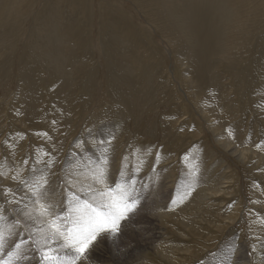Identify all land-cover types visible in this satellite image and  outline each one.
Segmentation results:
<instances>
[{
	"label": "rangeland",
	"instance_id": "1",
	"mask_svg": "<svg viewBox=\"0 0 264 264\" xmlns=\"http://www.w3.org/2000/svg\"><path fill=\"white\" fill-rule=\"evenodd\" d=\"M62 1L3 3L5 239L30 237L37 225L26 214L48 219L36 200L58 212L66 191L90 198L81 189L101 187L92 173L106 148L110 184L126 178L122 168L127 177L139 169V203L76 264H231L236 245L245 263L264 264V0H151L148 9L137 0ZM12 4L21 19L11 18ZM232 35L243 42L238 61L226 62ZM40 176L42 199L20 184ZM188 184L193 191L181 203ZM95 251L106 259L95 261ZM27 256L19 264L36 260L31 250Z\"/></svg>",
	"mask_w": 264,
	"mask_h": 264
},
{
	"label": "snow or ice",
	"instance_id": "2",
	"mask_svg": "<svg viewBox=\"0 0 264 264\" xmlns=\"http://www.w3.org/2000/svg\"><path fill=\"white\" fill-rule=\"evenodd\" d=\"M106 153L107 149H102L103 160L98 161L96 171L92 173L93 181L101 187L81 189L85 192H92L93 195L90 198L82 199L76 192L66 191L63 204L58 212L55 210L56 205L40 203L36 200L34 202L39 204L36 209L38 216L48 217V219L37 222L36 218L26 214L27 219L37 225L31 228V235L28 239L8 242L5 235L0 232V251H6L7 256V259H0V264H13V262L19 264V261L29 258L27 256L29 250L34 253L33 258L37 259L38 264H76V260L81 259L98 237L104 233L110 232L114 235L120 231L121 221L133 213L139 203L140 193L136 192L133 187L136 183L135 172L139 169H136L131 177H127L122 168L121 176L126 178L117 179L114 185L110 184ZM157 158H159V153H157ZM0 175H4L3 171H0ZM195 175V172L188 174L192 179ZM13 179H19V177H13ZM20 184L33 197L39 196L42 199L46 195L47 180L43 176L33 179L31 183L22 179ZM3 191L13 192L12 189L7 188ZM192 191L191 184H188L187 193L181 194L179 202L182 203ZM171 203H177L175 195ZM2 208L3 206L0 205V209ZM5 219L6 217L0 216V221ZM16 223L19 225L20 221ZM25 246H30V249ZM60 247L73 250L74 255L70 258H62L58 251Z\"/></svg>",
	"mask_w": 264,
	"mask_h": 264
},
{
	"label": "bare ground",
	"instance_id": "3",
	"mask_svg": "<svg viewBox=\"0 0 264 264\" xmlns=\"http://www.w3.org/2000/svg\"><path fill=\"white\" fill-rule=\"evenodd\" d=\"M5 1H7V0H1L0 1V17H2V12H3V10H4V6H3V3L5 2ZM9 2H12L13 0H8ZM58 1V0H57ZM75 1V0H74ZM77 1V0H76ZM84 0H82V2H83ZM90 1V0H89ZM103 1V0H102ZM138 1V3H139V5H140V7H143L144 9H148V7L152 4L151 3V0H137ZM229 1V0H228ZM235 1V0H234ZM238 1V0H237ZM243 1V0H242ZM261 1V0H260ZM24 2V1H23ZM64 2H65V0H64ZM63 1H62V4L64 3ZM79 2H81V0L79 1ZM91 2V1H90ZM107 2V1H106ZM258 2V1H257ZM27 3V2H26ZM54 3V2H53ZM58 3V2H57ZM71 3V2H70ZM70 3H69V5H70ZM84 3V2H83ZM82 3V4H83ZM233 3V2H232ZM259 3V2H258ZM7 4V3H6ZM22 4H24V3H22ZM61 4V5H62ZM66 4V3H65ZM80 4V3H79ZM90 4V3H89ZM99 4V3H98ZM104 4V3H103ZM226 4H227V1H226ZM244 4V3H243ZM256 4V3H255ZM26 5V4H25ZM72 5V4H71ZM71 5L69 6V7H71ZM102 5V4H101ZM232 5V4H231ZM20 6V5H19ZM32 5L30 4V7H31ZM53 6V5H52ZM54 6H56V5H54ZM68 6V5H67ZM80 6H82V5H80ZM83 6H84V4H83ZM104 6V5H103ZM21 7V6H20ZM24 7V6H23ZM27 7V6H26ZM75 7V6H74ZM85 7V6H84ZM89 7V6H88ZM231 7H233V6H231ZM261 7V6H260ZM19 8V7H18ZM25 8V7H24ZM86 8V10H87V7H85ZM258 8H259V6H258ZM262 8V7H261ZM23 9V8H22ZM38 8H36L35 10H37ZM100 9V8H99ZM104 9V8H103ZM237 9V8H236ZM25 10H26V8H25ZM30 10V9H29ZM45 10H46V8H45ZM77 10V9H76ZM80 10H82V9H80ZM85 10V12H87ZM246 10H248V9H246ZM245 10V11H246ZM8 11L10 12V15H11V18L12 19H18L19 17H20V15H16V14H20V13H22V12H20V11H18L17 10V8H16V6H15V4H12L9 8H8ZM28 11V10H27ZM26 11V12H27ZM31 11V10H30ZM38 11V10H37ZM44 11V10H43ZM159 11H160V9H159ZM262 11V10H261ZM55 12H56V10H55ZM82 12V11H81ZM89 12V11H88ZM150 12V11H149ZM246 12H248V11H246ZM256 12V11H255ZM25 13V12H24ZM28 13V12H27ZM26 13V14H27ZM84 13V12H83ZM102 13H104L103 11H102ZM105 13H106V11H105ZM261 13V12H260ZM6 14V13H5ZM79 14V13H78ZM88 14V13H87ZM162 14V13H161ZM51 15V14H50ZM50 15H48L49 17H50ZM55 15V14H54ZM76 15V14H75ZM100 15V14H99ZM127 15V14H126ZM125 15V16H126ZM150 15H153V16H151V18L153 19V18H155V17H157L158 16V12L156 11V10H154V11H152L151 13H150ZM241 15V14H240ZM259 15H263L262 13L261 14H259ZM24 16V15H23ZM47 16V15H46ZM85 16H88V15H85ZM104 16V15H103ZM236 16V15H235ZM30 17V16H29ZM34 17V16H33ZM36 17V16H35ZM43 17V16H42ZM78 17V16H77ZM109 17V16H108ZM38 18V17H37ZM36 18V19H37ZM44 18H47V17H44ZM61 18V17H60ZM85 19H86V17H84ZM92 18V17H91ZM232 18H233V16H232ZM256 18H257V16H256ZM19 19H21V18H19ZM24 19V18H23ZM27 19H28V17H27ZM56 19V18H55ZM241 19H243V18H241ZM3 20V19H2ZM30 20V19H29ZM51 21H52V19H50ZM107 20V19H106ZM18 21V20H17ZM20 21V20H19ZM31 21V20H30ZM78 21V20H77ZM88 21V20H87ZM86 21V22H87ZM237 21V20H236ZM24 22H26V21H24ZM103 22V21H102ZM110 22H112V20H110ZM257 22V21H256ZM29 23V22H28ZM39 23V22H38ZM89 21H88V25H89ZM116 23V22H115ZM122 23V22H121ZM225 23V22H224ZM258 23V22H257ZM13 24V23H12ZM11 24V25H12ZM18 24V23H17ZM20 25L22 24V23H19ZM87 24V23H86ZM133 24V23H132ZM33 25H34V23H33ZM38 25V24H37ZM72 25H76V24H72ZM88 25L86 26V27H88ZM91 25V24H90ZM118 25V24H117ZM121 25V24H120ZM134 25V24H133ZM29 26V25H28ZM31 26V25H30ZM113 26V25H112ZM259 26V25H258ZM78 27H80V26H78ZM110 27V26H109ZM114 27V26H113ZM116 28H119L118 26H115ZM235 27V26H234ZM237 27V26H236ZM254 27H255V25H254ZM26 28V27H25ZM90 28V27H89ZM124 28V27H123ZM233 28V27H232ZM240 28V27H239ZM112 30V29H111ZM114 30V29H113ZM112 30V31H113ZM115 30H117V29H115ZM123 30V29H122ZM249 30V29H248ZM23 31V30H22ZM237 32H238V29L236 30ZM21 32V31H20ZM28 32V31H27ZM213 32V31H212ZM233 32V31H232ZM243 32H244V30H243ZM10 33V32H9ZM114 33H116L115 31H114ZM113 33V34H114ZM119 33H121V32H119ZM228 33V32H227ZM14 34H16V33H14ZM220 34V33H219ZM218 34V35H219ZM230 34V33H229ZM232 34V33H231ZM235 35H236V33H234ZM238 34V33H237ZM246 34V33H245ZM13 35V34H12ZM210 35V34H209ZM247 35V34H246ZM10 36H11V34H10ZM214 36H215V34H214ZM213 36V37H214ZM226 36H227V34H226ZM231 36V35H230ZM239 36V35H238ZM248 36V35H247ZM255 36V35H254ZM18 37V36H17ZM22 37V36H21ZM51 37V36H50ZM49 37V38H50ZM206 37V36H205ZM217 37V36H216ZM236 37V36H235ZM246 37V36H245ZM15 38V37H14ZM209 37H207V39H208ZM215 38V37H214ZM253 38V37H252ZM260 38V37H259ZM18 39H20V37L18 38ZM24 39V38H23ZM216 39V38H215ZM228 39V38H227ZM245 39V38H244ZM26 40V39H25ZM8 41V40H7ZM223 41V40H222ZM254 41V40H253ZM15 41H13V43H14ZM179 42V41H178ZM227 42V41H226ZM243 41L242 40H239L237 37L236 38H233V35H232V37H231V39H230V42L228 43V44H226V48H227V50H226V56H225V61L226 62H230V61H235V60H237L238 61V59H237V56L239 55L238 54V50H240L239 49V44H241ZM244 42H245V40H244ZM22 43V42H21ZM177 43V42H176ZM246 43H247V41H246ZM252 44H254V42H251ZM23 44V43H22ZM24 44H26V43H24ZM178 44V43H177ZM224 44V43H223ZM247 44H249V43H247ZM257 44H258V42H257ZM172 45H173V43H172ZM179 45V44H178ZM243 46V45H242ZM248 46V45H247ZM4 47V46H3ZM109 47H111V46H109ZM112 47H114V46H112ZM249 47V46H248ZM177 48V47H176ZM250 48V47H249ZM2 50V49H1ZM0 50V51H1ZM111 50V49H110ZM241 51V50H240ZM3 51H1V53H2ZM243 52V51H242ZM249 52V51H248ZM241 53V52H240ZM244 53H245V51H244ZM244 53H242L243 55H244ZM7 54V53H6ZM122 54V53H121ZM120 54V55H121ZM236 54H238L237 56H236ZM246 54H247V52H246ZM3 55V54H2ZM220 55H222V54H220ZM3 56H5V54L3 55ZM240 56H241V54H240ZM122 57H124V55L122 54ZM239 57V56H238ZM251 57V56H250ZM243 58V57H242ZM245 58H246V56H245ZM4 59V58H3ZM247 59V58H246ZM5 60H6V58H5ZM5 60H1L2 61V63H3V61L6 63L7 61H5ZM247 60H249V59H247ZM247 62V61H246ZM179 63V62H178ZM230 66H235V64H230ZM245 66V65H244ZM1 67V66H0ZM246 67V66H245ZM4 68H6V67H4ZM2 70V69H1ZM180 70H181V68H180ZM2 72V71H1ZM5 72V71H4ZM3 73V72H2ZM178 75V74H177ZM179 78L181 77L182 78V74H181V76H178ZM242 77V76H241ZM1 78V77H0ZM184 78V77H183ZM165 79V78H164ZM163 79V80H164ZM1 80H2V78H1ZM186 82V81H185ZM184 82V83H185ZM183 83V82H182ZM187 83V82H186ZM183 90V89H182ZM3 151H4V149H3ZM20 152H22V150H20ZM2 157V156H1ZM3 164V163H2ZM5 167V166H4ZM21 187H23V186H21ZM19 189H22V188H19ZM19 189L15 192V195L16 196H21V194L19 193ZM15 199H17L16 197H15ZM7 202V201H6ZM1 203H3L2 201H1ZM4 205V204H3ZM4 209H0V215H1V212L3 211ZM4 216V215H3ZM9 217V216H8ZM60 254V253H59ZM74 255V253H68V254H60V256L63 258L64 256H65V258H70V257H72ZM93 258H94V260L95 261H98V262H101V261H103L104 259H106L105 257H103V255H101L98 251H95V252H93ZM175 255H179L178 253H175ZM174 255V256H175ZM233 260L231 261V264H247V263H245V258H246V256L243 254V252L240 250V247H239V245H236L235 246V249H234V253H233ZM38 261H37V259L36 260H33V261H29V262H27V264H36ZM217 264H220V263H217Z\"/></svg>",
	"mask_w": 264,
	"mask_h": 264
}]
</instances>
